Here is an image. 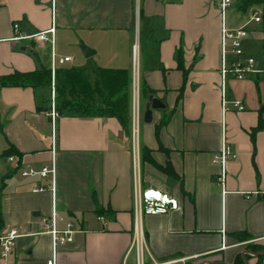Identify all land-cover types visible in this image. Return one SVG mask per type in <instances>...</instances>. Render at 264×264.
<instances>
[{
  "label": "crops",
  "instance_id": "1",
  "mask_svg": "<svg viewBox=\"0 0 264 264\" xmlns=\"http://www.w3.org/2000/svg\"><path fill=\"white\" fill-rule=\"evenodd\" d=\"M255 7L244 12L234 0L227 12L231 28L251 31L244 50L258 72L229 77L228 98L244 109L230 104L224 114L215 0H56L54 44L13 39L15 23L25 35L51 28L52 0H0V235L20 233L9 264H47L54 213L58 229L71 222L75 230L72 242L58 246V264H136L129 253L136 175L131 127L125 130L116 117L53 118L46 111L49 87L2 83L42 67L126 70L133 79L138 74L140 89L144 84L141 186L178 205L144 216L151 257L233 264L246 255V264H264V13L262 22L248 23ZM82 44L94 53L86 56ZM66 57L71 60L59 62ZM151 96L166 107L153 110L147 123ZM224 142L237 157L222 185L212 157ZM9 147L19 154L3 156ZM45 166L55 167L54 177L22 176L27 167Z\"/></svg>",
  "mask_w": 264,
  "mask_h": 264
},
{
  "label": "built area",
  "instance_id": "2",
  "mask_svg": "<svg viewBox=\"0 0 264 264\" xmlns=\"http://www.w3.org/2000/svg\"><path fill=\"white\" fill-rule=\"evenodd\" d=\"M234 0H215L222 16V29H221V47H222V58H221V97H222V110L225 114L230 110V104H233L238 110H243L244 106L241 101H231L228 98L227 81L229 77L243 80L250 73H257L258 70L255 68V59L251 56L246 55L244 50V40L251 36V31L244 25L237 28H231L227 24L226 16L229 9L232 7ZM263 21V11L253 8L250 13L249 21L260 23ZM15 36L13 39L21 40H35L38 42H50L54 44L56 36V0H52V26L48 30L36 32L34 34L25 35L20 33V27L18 23L14 24ZM233 56V58H232ZM70 57L60 59V63L70 61ZM55 68L52 70L53 76L55 75ZM53 102L51 107L52 117L55 118L59 114L55 108V94L53 91ZM142 97L140 90V83L138 74L133 79V95H132V112H131V145L136 166V175L134 181V214H135V225L133 241L129 249L130 252L135 253L136 264H186L185 259L159 262L151 257L148 253L146 245V233L143 226V218L147 214H159L165 213L169 208H177V201L170 198L167 194H163L158 190L146 189L144 190L141 186L139 176V156L141 151L140 146V133H141V122H142ZM237 157L231 144L224 142L222 148L215 152L212 157V162L220 166L221 172L218 177V182L222 185L226 179V166L230 160ZM10 161H16L17 158L10 156ZM55 167L45 166L40 170H36L32 167H27L22 171L23 177L29 176H41L48 177L49 175L55 176ZM36 191L43 190L42 186L35 188ZM100 220L105 221L104 217L100 216ZM56 213L51 218L49 224V232L53 239L54 254L51 259L47 261V264H58L57 263V248L60 245H64L74 240L75 230L72 228V223L68 222L65 230H60L56 227ZM20 236L17 229H12L5 234L0 235V256L2 259L1 264H9L8 258L14 251L16 240Z\"/></svg>",
  "mask_w": 264,
  "mask_h": 264
},
{
  "label": "trees",
  "instance_id": "3",
  "mask_svg": "<svg viewBox=\"0 0 264 264\" xmlns=\"http://www.w3.org/2000/svg\"><path fill=\"white\" fill-rule=\"evenodd\" d=\"M259 5L264 6V0H240V9L244 12ZM52 81L51 69L43 67L32 72H15L2 78L4 86H45L50 89ZM55 90V108L60 116L116 117L125 130L131 127L133 78L126 70L61 67L55 72ZM140 90L142 99L146 98L143 83ZM50 109L48 106L46 111ZM262 126L260 122L254 132ZM11 154L19 152L9 147L3 156ZM247 258L246 255H238L233 264H246Z\"/></svg>",
  "mask_w": 264,
  "mask_h": 264
},
{
  "label": "water",
  "instance_id": "4",
  "mask_svg": "<svg viewBox=\"0 0 264 264\" xmlns=\"http://www.w3.org/2000/svg\"><path fill=\"white\" fill-rule=\"evenodd\" d=\"M82 50L86 56L94 53L88 46L82 44ZM166 104L156 96H151L145 106L144 121L149 123L153 119V110L165 108Z\"/></svg>",
  "mask_w": 264,
  "mask_h": 264
},
{
  "label": "rangeland",
  "instance_id": "5",
  "mask_svg": "<svg viewBox=\"0 0 264 264\" xmlns=\"http://www.w3.org/2000/svg\"><path fill=\"white\" fill-rule=\"evenodd\" d=\"M263 8H264L263 5H259V6H256V7H255V9H258V10H261V9H262V11H263ZM250 13H251V12L248 13V16H249V17H250ZM51 91H52V94H53V91H54L55 98H56V90H55V75L53 76V81H52ZM52 94L50 95V98H49V100H48V103H49V106L53 108V106H52L53 95H52ZM50 111H51V109H50Z\"/></svg>",
  "mask_w": 264,
  "mask_h": 264
}]
</instances>
